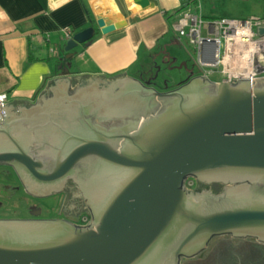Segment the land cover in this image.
Wrapping results in <instances>:
<instances>
[{
	"label": "water",
	"instance_id": "95a60500",
	"mask_svg": "<svg viewBox=\"0 0 264 264\" xmlns=\"http://www.w3.org/2000/svg\"><path fill=\"white\" fill-rule=\"evenodd\" d=\"M95 24L101 33L114 29L101 17ZM256 33L264 35V25ZM93 35L92 25L75 32L64 44L66 57ZM100 80L134 104L133 118L105 122L106 113L75 108L74 123H45L47 111L70 108L87 92L69 96L68 76L48 80L34 103L0 104V165L44 197L69 177L85 181L94 208L85 225L0 218V264H179L214 234L264 238V193L242 184L209 195L183 184L187 176L226 181L235 174L264 185V76L232 83L197 75L166 91L129 76L81 78L105 108ZM51 128L55 135H45ZM85 170L90 174L81 178Z\"/></svg>",
	"mask_w": 264,
	"mask_h": 264
},
{
	"label": "crops",
	"instance_id": "0c3cea01",
	"mask_svg": "<svg viewBox=\"0 0 264 264\" xmlns=\"http://www.w3.org/2000/svg\"><path fill=\"white\" fill-rule=\"evenodd\" d=\"M179 7L180 0H0V92L17 108L23 101L24 106L34 103L39 93L49 90L48 80L62 76L70 77L71 84L95 74L155 83L152 68L159 66L149 53L160 54L172 44L166 37ZM98 17L114 29L101 33ZM90 25L93 37L66 57L65 28L72 36ZM197 75L200 70L178 84Z\"/></svg>",
	"mask_w": 264,
	"mask_h": 264
},
{
	"label": "flooded vegetation",
	"instance_id": "af4514ba",
	"mask_svg": "<svg viewBox=\"0 0 264 264\" xmlns=\"http://www.w3.org/2000/svg\"><path fill=\"white\" fill-rule=\"evenodd\" d=\"M75 80L76 79H74L73 81ZM79 80L80 79H77L71 85L72 93L69 96H74L76 93L75 90L77 88H81L87 91L83 93L84 98L83 96H81L82 98L80 100H74V108L73 106H71L70 108L66 106L61 108V106H58L47 111L45 115H48H46L44 117L45 119H43V121L45 120V123L48 122V124H50V122L66 121L67 125L72 124L74 122H72L69 112L78 116L80 114H78L76 110H79V108H81L84 114L88 116L95 115L101 112L106 113L105 118L107 120L105 119V122L109 121V117H111L110 120L116 121L125 118H133V108H131V106H133L134 104L126 102L125 99L121 96V92H119L118 89L112 90L111 88L106 87V84L101 80L98 82L99 90H97L101 95H104L103 103L106 105L105 108H102V105L97 106L95 104L96 102L102 104V101L101 98H99L100 96L91 90L92 86H90L89 84L83 85ZM183 82H181L180 84H182ZM143 83L146 84L145 86L153 87L157 91L169 90L157 89L152 82ZM66 103L67 102H65V104ZM51 130L52 132H46L45 135L47 133H52L55 135L56 130H53V128H51ZM7 167L12 169L14 175L19 180L22 188L27 192V194L32 196L33 199H38L39 201H42L46 205H48L47 215H42L41 209L37 208L31 211L32 214H30L29 216H25L24 218H58L68 220L70 222H73L74 224L79 225L78 220L81 213L87 212L90 214L91 212H93L94 208L88 202L87 196L84 193L85 190L83 189V187H81V185L85 181L79 183L77 180L69 177L63 181V183L57 190L51 191L50 194L44 197L38 195L39 192L36 191L37 189L28 191V189L23 184L20 174L18 175L17 171L14 168L10 166ZM89 172L90 170L81 172V178H85L86 175L90 174ZM234 176L235 174H232L231 178L227 179L226 181L216 178L199 180L196 176H187L184 179L183 184L185 186V183L187 181L192 180L193 185L189 190L198 193L203 192L209 195H224L228 190H230V188H235L241 186L242 184H249V186L254 187L255 189H258L259 191L264 193V185H255L253 179H251L250 177L241 176L232 179V177ZM48 199L53 201H51L50 203L46 202V200ZM202 261L206 264H264V238H259L256 235L239 236L232 233L214 234L210 236L205 245L193 255L180 256L178 263L198 264Z\"/></svg>",
	"mask_w": 264,
	"mask_h": 264
},
{
	"label": "built area",
	"instance_id": "2783aa9c",
	"mask_svg": "<svg viewBox=\"0 0 264 264\" xmlns=\"http://www.w3.org/2000/svg\"><path fill=\"white\" fill-rule=\"evenodd\" d=\"M199 0L193 7L180 11L172 24L178 40L187 39L196 53L200 74L211 81L235 83L239 79L264 76V35L258 36L257 25H264V16L250 15L246 18L205 17L200 11ZM67 38L71 30H64ZM217 73L218 78L212 75ZM8 95L0 92V104L7 103ZM193 181L185 183L191 189ZM87 214L78 223L85 225Z\"/></svg>",
	"mask_w": 264,
	"mask_h": 264
},
{
	"label": "rangeland",
	"instance_id": "374dc122",
	"mask_svg": "<svg viewBox=\"0 0 264 264\" xmlns=\"http://www.w3.org/2000/svg\"><path fill=\"white\" fill-rule=\"evenodd\" d=\"M199 5V11L208 17L246 18L252 14L264 16V0H199ZM175 36L176 33L172 30L167 33L166 38L172 40L168 50L160 54L155 50L149 53V57L159 66L152 68L154 86L157 89L174 87L190 73L196 74L200 70L193 46L184 38L174 42ZM163 55L166 56L164 62H162ZM142 57L144 61L145 57ZM212 78L217 79L218 74H213ZM37 208L41 209L42 215L48 214V205L27 194L11 168L0 166V218H24ZM82 215L85 213H81L80 217ZM88 217L90 219V216ZM198 264L206 263L202 261Z\"/></svg>",
	"mask_w": 264,
	"mask_h": 264
},
{
	"label": "trees",
	"instance_id": "16d2710c",
	"mask_svg": "<svg viewBox=\"0 0 264 264\" xmlns=\"http://www.w3.org/2000/svg\"><path fill=\"white\" fill-rule=\"evenodd\" d=\"M196 3H197V0H180V7L175 12H179V11L183 10L184 8L189 7V6L193 7L196 5ZM90 22H92V20H90ZM85 214L90 216V214L87 212Z\"/></svg>",
	"mask_w": 264,
	"mask_h": 264
}]
</instances>
